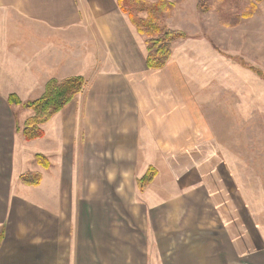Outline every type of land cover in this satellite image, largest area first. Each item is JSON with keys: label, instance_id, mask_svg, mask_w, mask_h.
Listing matches in <instances>:
<instances>
[{"label": "crops", "instance_id": "obj_1", "mask_svg": "<svg viewBox=\"0 0 264 264\" xmlns=\"http://www.w3.org/2000/svg\"><path fill=\"white\" fill-rule=\"evenodd\" d=\"M133 27L117 0H0V264H264L237 155L209 122L206 84L175 59H191L189 40L150 70ZM71 77L83 90L26 141L17 127L33 114L8 97L35 101ZM236 84L222 109L254 120L264 91Z\"/></svg>", "mask_w": 264, "mask_h": 264}, {"label": "rangeland", "instance_id": "obj_2", "mask_svg": "<svg viewBox=\"0 0 264 264\" xmlns=\"http://www.w3.org/2000/svg\"><path fill=\"white\" fill-rule=\"evenodd\" d=\"M146 1L155 3L159 0ZM88 3L86 6L90 8L91 3ZM196 6L197 0H185L168 17H164L170 29L187 35L186 39L179 40H189L187 44H182L181 49L193 51L191 59L187 57L185 60L177 50L175 59L185 70L191 86L197 89L199 84H206L202 97L206 99L204 106L209 122L224 139V147L237 155L227 160L240 171L242 192L252 203L250 206L257 223L264 232V104L253 114L254 120L244 111L241 112L244 121H232L233 110L222 109V105L232 102L231 94L225 92L227 86L235 83L243 86L246 83L256 92L264 91V80L241 65L243 61L264 73V3L257 6L250 19L243 20L236 28L220 26L213 11L199 13ZM131 11L138 20L146 18V14L135 7ZM140 39L145 40L146 37L140 36ZM263 99H260L262 103ZM14 112L19 122L26 116H22L20 108L14 109ZM249 118L251 121H247Z\"/></svg>", "mask_w": 264, "mask_h": 264}, {"label": "trees", "instance_id": "obj_3", "mask_svg": "<svg viewBox=\"0 0 264 264\" xmlns=\"http://www.w3.org/2000/svg\"><path fill=\"white\" fill-rule=\"evenodd\" d=\"M184 1L159 0L151 3L146 0H117L120 12L128 17L130 24L140 36L146 37L144 41L145 64L148 69L164 68L171 58L173 44L187 38L184 32L170 29L164 21V17H168L174 8ZM261 3H264V0H197L196 8L199 13L213 11L222 27L236 28L243 20L250 19ZM134 7L140 13L146 14L144 20L135 18L131 11ZM241 65L264 80V73L258 68L247 65L243 61ZM84 86L85 80L82 77H71L61 81L50 80L45 86L42 97L35 101L21 103L15 96H9L8 104L21 105L33 114L26 121L23 129L21 130L18 126L17 131L22 132L26 141L41 138L43 136L41 126L80 94ZM34 161L45 169L49 167L47 159L42 155H36ZM155 175V170L149 168L146 174L137 181L140 193L146 191ZM40 181L41 177L37 174L27 173L21 177V182L26 186L36 187Z\"/></svg>", "mask_w": 264, "mask_h": 264}]
</instances>
